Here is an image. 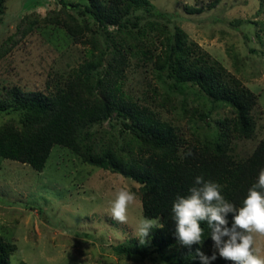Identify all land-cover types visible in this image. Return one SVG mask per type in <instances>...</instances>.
Segmentation results:
<instances>
[{"label": "trees", "instance_id": "trees-1", "mask_svg": "<svg viewBox=\"0 0 264 264\" xmlns=\"http://www.w3.org/2000/svg\"><path fill=\"white\" fill-rule=\"evenodd\" d=\"M6 2L0 0V24ZM76 7L61 1V9L46 17L32 14L22 19L18 30L22 39L38 28L55 25L93 49L88 53L90 61L64 84L57 82L54 93L26 92L19 87L0 90V114L19 115L0 125V158L42 172L53 147L60 146L85 164L134 181L140 188L144 219L161 220V226L151 228L143 238L151 239L156 253L171 259L170 264H200L194 255L198 248L208 256L213 252L210 229L201 222L202 244L191 248L180 245L174 237L173 202L178 195H189L195 177L202 175L221 185L228 202L237 208L243 206L248 189L264 169V141L252 155L238 158L234 140L254 138L253 111L259 96L191 41L183 28L171 30L166 16L153 12L149 0H88L79 13L86 17L84 22L69 12ZM141 10L157 20L143 23L144 18L134 14ZM185 12L199 15L203 9L187 6ZM97 33L104 35V48L95 37L87 39V35ZM16 44L15 36L8 38L0 48V61ZM130 58H142L162 80L165 92L159 93L160 107L176 111L177 95L186 92L203 100L201 106L191 109L183 102L176 112L191 125L192 141L180 127L163 120L155 106L136 104L124 92ZM157 92V88L152 90L153 95ZM217 106L229 108L231 116L215 122L212 129L207 122L203 132L199 122L207 121ZM114 118L125 135L121 145L112 134L108 139L97 135V129ZM233 215L228 214L229 227ZM16 250L0 236V264H12ZM114 252L124 260L146 256V251L126 245L114 247ZM212 264L232 262L218 257Z\"/></svg>", "mask_w": 264, "mask_h": 264}, {"label": "rangeland", "instance_id": "rangeland-1", "mask_svg": "<svg viewBox=\"0 0 264 264\" xmlns=\"http://www.w3.org/2000/svg\"><path fill=\"white\" fill-rule=\"evenodd\" d=\"M61 1L77 5L69 12L81 22L86 21L79 13L88 0H7L0 24V48L11 36H15L17 44L0 61V90L19 87L26 92L54 93L57 82L64 84L80 66L90 61L88 53L93 49L92 45L72 39L64 28L55 25L38 28L23 39L18 33L25 16L46 17L61 9ZM149 2L153 12L166 16L171 30L175 26L183 28L191 41L259 96V104L253 111L256 120L254 138L234 140V154L238 158L252 155L264 141V0ZM187 6L203 9V12L188 15L185 12ZM134 14L143 17V23L157 20L143 10ZM92 28L95 30L94 25ZM93 37L99 47L106 46L103 33L87 35V39ZM161 81L142 58H130L123 90L136 104L155 106L163 120L180 127L185 137L192 141L191 125L187 120H181L176 112L180 111L183 102L191 109L201 106L203 100L186 92L177 95L176 111L160 107L159 93L165 92ZM154 88L158 92L153 95ZM228 116H231L229 108L217 106L211 117L200 121L199 126L204 132L207 122L212 129L215 122ZM18 117V114H0V125ZM121 129L122 125L114 118L111 123L107 121L98 128L97 135L108 139L112 134L121 145L125 141ZM119 189H125L135 197L123 222L110 215L111 201ZM139 189L134 181L85 164L72 151L60 146L53 147L42 172L0 158V236L17 248L11 263L170 264L171 259L156 253L151 239H144L139 234L141 221L145 220ZM154 221H158L154 227L161 226V220ZM120 245L144 250L146 256L121 259L114 252V247ZM254 248L256 254L264 258V236H255Z\"/></svg>", "mask_w": 264, "mask_h": 264}, {"label": "clouds", "instance_id": "clouds-1", "mask_svg": "<svg viewBox=\"0 0 264 264\" xmlns=\"http://www.w3.org/2000/svg\"><path fill=\"white\" fill-rule=\"evenodd\" d=\"M189 193L187 196L178 195L173 202L174 237L180 245L188 248L202 244L204 229L201 222H206L214 242L213 252L208 256L198 248L194 255L200 264H212L218 257L232 264H264V258L256 254L254 248L255 236H264V169L260 170L257 181L248 189L243 206L239 208L224 198L219 183L205 180L202 175L195 177ZM134 198V194L125 189L117 190L111 201V217L125 221L128 206ZM229 213L234 214L230 227ZM157 223L154 220L141 221L139 234L147 237Z\"/></svg>", "mask_w": 264, "mask_h": 264}]
</instances>
